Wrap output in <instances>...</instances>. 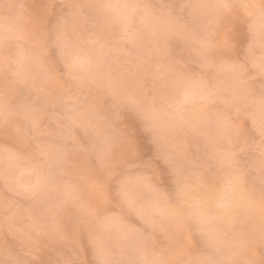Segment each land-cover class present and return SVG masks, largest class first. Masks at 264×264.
<instances>
[{"label": "clouds", "instance_id": "obj_1", "mask_svg": "<svg viewBox=\"0 0 264 264\" xmlns=\"http://www.w3.org/2000/svg\"><path fill=\"white\" fill-rule=\"evenodd\" d=\"M0 264H264V0H0Z\"/></svg>", "mask_w": 264, "mask_h": 264}]
</instances>
